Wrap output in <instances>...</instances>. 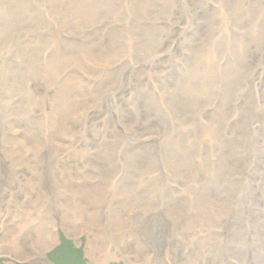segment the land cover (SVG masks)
Here are the masks:
<instances>
[{"label": "rangeland", "instance_id": "rangeland-1", "mask_svg": "<svg viewBox=\"0 0 264 264\" xmlns=\"http://www.w3.org/2000/svg\"><path fill=\"white\" fill-rule=\"evenodd\" d=\"M0 175V264H264V0H0Z\"/></svg>", "mask_w": 264, "mask_h": 264}, {"label": "bare ground", "instance_id": "bare-ground-1", "mask_svg": "<svg viewBox=\"0 0 264 264\" xmlns=\"http://www.w3.org/2000/svg\"><path fill=\"white\" fill-rule=\"evenodd\" d=\"M67 100L69 99L68 96H66ZM70 100V99H69ZM70 103V109H74L75 105L71 102ZM9 152V151H8ZM8 161H6L4 164L6 165V169H5V173L8 176V180L9 182L14 181V167H15V163H14V157L12 154H9L7 156ZM3 174V176H4ZM1 177V175H0ZM11 178V181H10ZM5 179L4 177H1V180ZM4 181V180H3ZM7 181V179H6ZM8 182V181H7ZM48 185H52V180L48 177V180L46 181ZM6 183V182H5ZM56 184V182H55ZM54 186V185H53ZM53 186L51 188H53ZM87 196L90 197V195L86 192ZM92 199V198H91ZM10 206V205H9ZM48 207V206H46ZM47 210L51 209V212L48 214H45L44 216L49 219L50 217L53 216V207H49L46 208ZM81 210H84V208H82ZM12 211L13 209L9 208L7 209V212H2L4 213V217L7 215V219H10V217L12 216ZM91 211V210H90ZM66 214V212H64ZM1 217V214H0ZM40 219H45V218H40ZM71 218H69V222L72 220H70ZM94 221H99V219L97 217H95ZM96 223H94L95 225ZM93 225V226H94ZM4 235L0 244V252L2 253H13V255L15 256H20L19 258L27 260L28 258L34 257L37 254H41L43 251H46V249L50 248L54 242V240L56 239V237L54 236L55 234V229L54 226L53 228H51V232H47V230H45L44 228H34L31 227L30 224H27L24 226V228L22 227L21 231H20V235L16 237V230H15V225H14V220L8 221V223L4 224ZM69 230L74 229L73 226H68ZM67 227V228H68ZM23 232L28 233V235L26 236L25 240L23 238ZM50 233L52 234V236H50ZM147 233V231H146ZM92 236V235H89ZM134 245L133 243H125V245L121 248L122 252H126V251H130L132 249V247L134 246L136 249V247L138 248V251L136 249V252L138 254H149V249L148 247L144 246V244L142 242H140L142 245H139L136 243V240L138 239L137 234L135 235L134 238ZM89 242H88V247H89V257L91 259V264H103L105 262V258H103L102 256H100L99 251L101 250V247L97 241V239L95 240L94 237H90L88 238ZM35 244V245H33ZM125 247V249H124ZM18 250V251H17ZM103 250V248H102ZM18 252V254H16ZM155 259V258H154ZM138 263V262H135ZM134 263V264H135ZM144 264V263H142ZM146 264V263H145Z\"/></svg>", "mask_w": 264, "mask_h": 264}, {"label": "trees", "instance_id": "trees-1", "mask_svg": "<svg viewBox=\"0 0 264 264\" xmlns=\"http://www.w3.org/2000/svg\"><path fill=\"white\" fill-rule=\"evenodd\" d=\"M66 264H68V263H66ZM70 264V263H69Z\"/></svg>", "mask_w": 264, "mask_h": 264}]
</instances>
